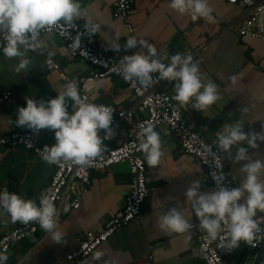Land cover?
<instances>
[{
	"label": "crops",
	"instance_id": "crops-1",
	"mask_svg": "<svg viewBox=\"0 0 264 264\" xmlns=\"http://www.w3.org/2000/svg\"><path fill=\"white\" fill-rule=\"evenodd\" d=\"M117 0H79L84 17L73 22L85 24L87 19L100 25L94 36L88 39L95 45L110 44L119 34L120 49H111L117 57L126 55L124 47L129 35L147 40L158 55H191L198 64L202 84L217 86L218 100L205 110L193 108V103L181 105L176 101L193 125L205 138L216 139V132L222 131L226 123L242 120L244 130L264 132V39L241 36L239 27L245 16L244 6L224 0H209L214 21L203 18L193 21L188 14H179L168 7V0H137L133 5L128 22L134 32L130 33L125 21L113 15ZM44 47L29 52L32 58L27 71L19 74L13 71L17 59H8L0 54V77L5 89L13 94L12 101L0 107V132L30 131L15 124L17 109L26 103L28 97L48 100L64 90L61 73L49 70L47 56L60 62L72 77L90 78L94 67L91 63L71 58L65 53L64 41L55 33L40 36ZM130 52L146 50L137 46ZM158 75V74H154ZM235 77V80L233 78ZM175 81L159 80L153 85L174 97ZM98 103L113 105L116 109L130 108L135 99L126 83L120 78L100 80L91 89ZM247 108V113L242 112ZM72 102L69 101V111ZM138 113V112H137ZM130 122L123 120L117 127V134L105 140L103 151L122 143L127 136ZM156 131L162 137L160 163L155 167L147 164L149 197L142 205L139 218L131 221L103 242L94 251L101 252L100 262L93 254L86 258L68 260L67 255L77 249L81 237L88 230H102L112 214L126 204L130 189L129 164L121 162L108 170L92 173L91 183L86 191L80 182L71 185L66 201L56 206L58 230L65 237L60 243L53 242L49 233L42 231L15 242L6 255V264H149L148 255L155 254L161 264H201L197 250V235L203 230L192 214L185 192L194 181L201 184L200 191L209 192L210 182L204 167L192 156L181 152L178 140L166 124ZM37 134V133H35ZM48 145L55 142L54 132L42 129L37 134ZM247 146V145H245ZM232 153L234 155L235 148ZM253 159L264 160V142L258 149L249 148ZM226 169L237 186L243 181L240 169L245 161L234 162L232 156L222 151ZM54 167L34 152L17 147H0V189L7 188L25 198L39 201L51 182ZM79 197L80 206L73 209L70 200ZM67 207V211H65ZM171 207L183 210L185 217H191L195 229L185 233L166 232L158 228L156 220L160 213ZM264 215L258 212L257 216ZM20 222L12 223L6 210L0 208V236L12 231ZM262 250L251 251L246 243L240 242L235 249L224 248L223 257L227 264H261Z\"/></svg>",
	"mask_w": 264,
	"mask_h": 264
},
{
	"label": "clouds",
	"instance_id": "clouds-1",
	"mask_svg": "<svg viewBox=\"0 0 264 264\" xmlns=\"http://www.w3.org/2000/svg\"><path fill=\"white\" fill-rule=\"evenodd\" d=\"M168 7L181 15H190L193 21L198 18L214 21L209 0H168ZM83 17L79 0H0V53L8 59H17L13 67L15 73L27 71L32 61L28 53L44 47L40 38L42 30L61 22L71 25ZM99 27L91 19L84 24L88 36H94ZM126 37L125 48H137L139 45L146 54L145 51H135L121 58V75L125 81L138 82L144 89L159 80L175 81L173 99L181 105L192 101L193 108L197 110L203 111L218 100L217 86L214 83L202 84L198 64L191 55L176 53L168 58V63H164L162 60L166 57L158 55L156 48L147 40L132 35ZM116 40H119V34L108 44L109 49H120L121 45ZM80 44L78 33L71 47L75 51ZM80 54L87 55V52L81 49ZM69 101L72 102L71 111ZM247 111V108L242 109L244 113ZM112 121V108L87 102L78 87L72 84L48 100L28 97L26 103L17 109L15 124L37 134L42 129L54 132L55 142L45 144L41 151L45 162L70 161L84 165L103 151L104 141L113 135ZM138 139L148 166H157L162 157L160 133L148 124L141 129ZM262 142L264 132H246L242 120L226 123L222 131L216 132L215 147L232 156L234 162H246L240 169L242 183L228 187L223 183L222 175L212 173L215 181L212 191H200V182L194 181L185 192L192 214L210 239L216 240L222 226H227V238L222 246L228 250L237 248L241 241L251 244L259 230L257 213H264V160L253 159L249 148L258 149ZM208 151L211 153L212 149ZM0 208L7 211L12 223L37 222L53 242L60 243L65 237L58 230L57 209L47 193L41 194L37 203L35 199L25 198L5 187L0 189ZM190 221L191 217H185L182 209L171 207L158 214L156 223L162 231L185 233L192 227ZM102 255L97 251L92 259L100 262ZM7 260L6 254H0V264H6Z\"/></svg>",
	"mask_w": 264,
	"mask_h": 264
},
{
	"label": "built area",
	"instance_id": "built-area-1",
	"mask_svg": "<svg viewBox=\"0 0 264 264\" xmlns=\"http://www.w3.org/2000/svg\"><path fill=\"white\" fill-rule=\"evenodd\" d=\"M136 1L117 0L113 11V15L116 18L125 21L130 33L134 32V28L128 22V19ZM224 1L232 4L240 3L244 6L245 16L242 18L239 27L241 36L264 39V0ZM45 33L57 34L64 41L65 53L68 56L83 59L94 67L90 78L78 79L66 72L62 64L52 56H47L46 58L47 68L61 73L64 88L75 84L87 102L103 104L113 109V135L110 139L116 136L117 127L121 121L128 120L130 122L126 139L109 151L101 153L89 163L77 165L70 161H58L55 164H51L54 167V173L44 193H47L53 199L55 206H59L66 201L71 185L75 182H80L83 185V191H86L91 183L92 173L95 171L104 172L115 164L127 162L131 173L130 189L126 196L125 206L112 214L102 230L86 231L80 239L78 248L67 255L68 260L89 257L99 245L106 242L131 221L139 218L142 205L149 197L150 192L147 182V162L144 152L139 147L138 134L148 124L153 125L155 130L162 124L168 126L170 132L176 136L181 152L194 157L204 167L212 190L215 187V181L211 176L212 173L222 175L224 178L223 183L226 186H237L226 169L222 150L215 147L216 139H207L194 129L171 93L159 90L154 85L144 89L138 82L125 81L120 69L122 57H117L113 54L112 50L104 43L100 45L93 44L88 39L84 25L81 23L73 22L71 25H67L61 22L59 25L42 30L40 36ZM78 33L81 36V44L80 48L74 51L71 44ZM81 49H85L87 55H81ZM113 77L122 79L132 92L135 99L132 107L116 109L113 105L98 103L93 98L91 89L96 82L109 80ZM12 98V92L3 87L0 77V107L10 103ZM103 134L102 131L101 136ZM45 144L39 135L30 131L0 132L1 148L15 149L24 147L41 158V151ZM209 148L212 149L211 153L208 151ZM70 206L73 209L79 208V197H73L70 200ZM259 217V230L254 234L251 244L244 241L241 242L246 243L251 251L262 250L264 253V215ZM190 229H195V224H192ZM38 231H42L44 236L48 234V232L40 228L37 222H29L1 235L0 254H7L15 242H20ZM227 231V226L223 225L222 231L216 240L210 239L204 231L197 235V250L201 258V264H227L223 257L224 247L222 246L223 240L227 238ZM148 259L149 264H161L153 253L148 255ZM261 264H264V256Z\"/></svg>",
	"mask_w": 264,
	"mask_h": 264
},
{
	"label": "water",
	"instance_id": "water-1",
	"mask_svg": "<svg viewBox=\"0 0 264 264\" xmlns=\"http://www.w3.org/2000/svg\"><path fill=\"white\" fill-rule=\"evenodd\" d=\"M126 49H128V51H125L126 54H128V55L132 54V53L130 52V50H131L130 48H126ZM1 107H2V106H1ZM82 186H83V185H82Z\"/></svg>",
	"mask_w": 264,
	"mask_h": 264
}]
</instances>
